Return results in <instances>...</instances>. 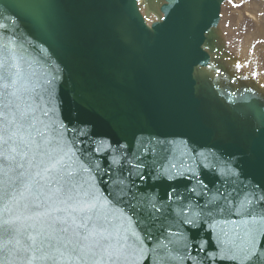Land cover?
I'll list each match as a JSON object with an SVG mask.
<instances>
[{
	"label": "water",
	"instance_id": "95a60500",
	"mask_svg": "<svg viewBox=\"0 0 264 264\" xmlns=\"http://www.w3.org/2000/svg\"><path fill=\"white\" fill-rule=\"evenodd\" d=\"M13 119L0 264H264V0H0Z\"/></svg>",
	"mask_w": 264,
	"mask_h": 264
},
{
	"label": "snow or ice",
	"instance_id": "6c2138e0",
	"mask_svg": "<svg viewBox=\"0 0 264 264\" xmlns=\"http://www.w3.org/2000/svg\"><path fill=\"white\" fill-rule=\"evenodd\" d=\"M7 86L8 85H5V87H7ZM14 123H15L14 119L7 121L5 127L0 128V147L8 145L9 142L12 141L13 138L17 135V132L19 131V129L17 128L16 130H13ZM11 151L15 152L16 149L12 148ZM13 159H14V157H13ZM59 163L60 162L58 160H55V159L49 157V165H48V167L44 168V171L48 172L50 169H56V167ZM254 242L255 241H254V237H253V244H254ZM233 258H235V257H233ZM29 264H31L30 261H29Z\"/></svg>",
	"mask_w": 264,
	"mask_h": 264
}]
</instances>
